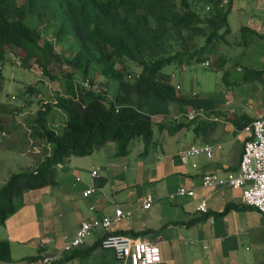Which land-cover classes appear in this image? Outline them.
Listing matches in <instances>:
<instances>
[{
    "label": "trees",
    "instance_id": "16d2710c",
    "mask_svg": "<svg viewBox=\"0 0 264 264\" xmlns=\"http://www.w3.org/2000/svg\"><path fill=\"white\" fill-rule=\"evenodd\" d=\"M224 1L0 0V92L3 65L14 48L22 56L23 68L37 65L58 79L67 93L38 110L34 125L50 145V153L37 166L11 174L0 186V223L17 211L26 192L52 183L56 168L68 158L99 151L107 142H115L118 155L125 156L135 140L142 142L146 153L158 141L154 125L168 124L174 131L185 126L170 120L174 105L178 114H185L187 107L204 114L209 102L197 94L181 95L162 78L167 66L203 63L228 42L231 2ZM31 18L56 30L57 41L66 34L77 39L78 47L65 60L67 71L62 76L53 73L55 43L44 41L40 30L27 24ZM130 65L139 68L133 78ZM98 76L112 83L111 100L92 89ZM76 77L88 80L91 89ZM52 108L66 114L62 134L45 119ZM17 110L0 101V128L3 116ZM0 262H11L9 244L2 240Z\"/></svg>",
    "mask_w": 264,
    "mask_h": 264
},
{
    "label": "crops",
    "instance_id": "0c3cea01",
    "mask_svg": "<svg viewBox=\"0 0 264 264\" xmlns=\"http://www.w3.org/2000/svg\"><path fill=\"white\" fill-rule=\"evenodd\" d=\"M230 2L229 15H241L239 32L245 46L251 45L243 58L251 72L264 74V57L257 53L264 49L259 46L260 42H264V0ZM230 28L233 33L231 26ZM225 44L231 43L228 41ZM220 61L221 58L218 62ZM225 64L226 61H222L221 67ZM164 83L172 84L167 78ZM206 110L198 116L194 138L190 142L186 139L181 142L175 137L184 126L177 131L170 129L168 124L156 127L160 137L152 146L154 151L148 158V178L160 182L161 188H156L147 196L140 195L144 197L139 198L134 205L125 204V210L118 206L113 209L107 187L110 179L106 174L93 175V170V181L81 184L82 188L68 199L67 204L63 202L59 208L63 210L61 218L66 217L67 213L74 217V222L68 228L63 225L62 220L56 225L58 228L62 226L65 232L64 242L43 236L42 232L47 231L48 224L44 227L35 215L36 204L53 203L47 198L52 193L47 189L27 193L26 205L3 224L0 223L3 226L0 240L8 242L11 256V262L0 264H42L46 257L57 264H130L127 259L117 258L114 251L101 247L100 240L106 234L105 230L102 233L92 230L94 232H90L82 246L67 249L76 237L82 221L103 217L114 219L117 208L130 212L131 215L126 219L113 221L110 231L134 240L156 243L161 250L160 264H264V216L244 205L241 189L206 188L202 184V178L207 173L225 175L238 170L244 142L248 139L244 128L259 118L261 111L250 116L245 112H236V121L230 118L221 121L215 117L210 118V114L214 112ZM171 112V116L177 115L178 106L174 105ZM183 119L184 117H180L175 120L184 122ZM203 145L212 147L211 158L201 154L191 157L186 164L181 161L180 151ZM149 150L144 153L143 149L142 156L147 155ZM100 157L101 165L106 168L108 157ZM145 161L138 164V170L146 169ZM193 164L197 166L193 167ZM180 188L192 190L194 196L177 194ZM88 190L91 193L85 197L84 192ZM148 197L153 202L149 209H145L143 201ZM202 201L207 203L206 213L198 211ZM45 239L49 241L45 243ZM52 244V249L47 248Z\"/></svg>",
    "mask_w": 264,
    "mask_h": 264
},
{
    "label": "rangeland",
    "instance_id": "374dc122",
    "mask_svg": "<svg viewBox=\"0 0 264 264\" xmlns=\"http://www.w3.org/2000/svg\"><path fill=\"white\" fill-rule=\"evenodd\" d=\"M240 16L229 15L233 33L227 36V40L231 44H222L220 50L208 57L211 61L209 67L202 66L201 62L184 63L181 66L179 64L169 65L164 69L162 78L163 81L167 78L178 92L180 91L182 94L196 93L198 99L209 102L211 108H207L206 111L214 112V114H210V118L215 117L221 121L227 118L236 121V112L239 114L245 112L247 116L259 113V111L261 114L263 113L264 74L256 71L251 72L243 58L251 45L245 46L243 43V37L238 29L241 22ZM236 20L238 21L236 22ZM27 24L37 27L44 41L49 40L55 43L54 52L51 54L53 73L59 76L65 74L67 71L65 60L70 58L78 47V41L74 35L66 34L62 40L57 41L56 30L40 26L35 18L29 19ZM259 46L264 47V42H260ZM257 53L264 57V49ZM21 58L18 50L10 49L8 60L5 61L2 69L4 81L0 92V101L9 103L11 107L19 108V110L3 116L4 120L0 128V186L7 181L11 174L33 168L49 155L50 145L39 137L34 122L37 112L43 104L52 103L57 95L65 96L67 94L58 79H52L44 71L41 72L42 70L37 65L31 69L23 68ZM219 58L226 61L223 67H219L222 62H218ZM129 70L131 71L130 78L139 72V68L134 65H130ZM76 79L81 84L88 82L82 77H76ZM30 87L33 89L26 92ZM92 89L106 95L107 100H111L113 97L112 83L107 82L103 76L97 77ZM45 119L50 128L59 134L64 132L66 114L62 110L52 108L46 114ZM183 120L185 126L175 137L179 138L181 142L185 139L190 142L194 138V128L198 119L189 121L184 118ZM156 127L154 125L153 129L155 138H158L160 132ZM142 147V142L135 140L129 153L123 156L118 155V147L115 142H107L101 151L89 153L83 157H70L62 166L56 168L53 182L41 188L52 193L48 194L47 198L53 203L36 204L37 219L42 221L44 227H46V223L48 224L46 227L48 232L43 231L42 235L53 241L57 239L64 242L65 232L62 226L58 228L56 225L62 220L63 225L68 228L74 222V217L67 213L66 217L61 218L63 210L59 208L63 202L67 204L68 199L73 197L79 188H82L81 184L93 181L91 177L93 170L99 176L106 174L105 176L110 179L107 187L113 209L118 206L125 210V204L134 205L142 197L140 195L147 196L156 188H161L160 182L151 181L148 178V158L152 156L154 147L149 150L147 155L143 156L141 154ZM105 155L108 157L106 168L101 165L100 161V156ZM144 160H146V169L138 170V164ZM29 192L24 194L22 204L15 213L26 205L27 199L25 198L28 197L27 193ZM93 230L101 233L104 231L101 228ZM1 232H3V226L0 225ZM52 246L53 244L47 248L52 249Z\"/></svg>",
    "mask_w": 264,
    "mask_h": 264
},
{
    "label": "built area",
    "instance_id": "2783aa9c",
    "mask_svg": "<svg viewBox=\"0 0 264 264\" xmlns=\"http://www.w3.org/2000/svg\"><path fill=\"white\" fill-rule=\"evenodd\" d=\"M224 2L226 3V0ZM210 65V59L202 63L204 67H209ZM83 87L91 89L88 82L83 83ZM201 113V111L197 113L195 110L190 109L185 114H177L173 118L177 120L180 117H184L189 121H193L198 115H202ZM244 130L248 134V139L244 142L238 170L225 175L217 172L207 173L202 178V184L206 188L229 187L241 189L244 205L257 210L264 216V109L262 115L245 126ZM201 154H205L208 158H211L212 147L208 145L192 146L179 152L180 159L185 164L191 157ZM192 166L196 167L197 165L193 164ZM93 175H96L95 171ZM90 193L91 190H88L84 192V196L86 197ZM177 194L194 196V192L186 188H180ZM152 202L151 197L146 198L143 201V207L149 209ZM207 208V203L202 201L198 207V211L206 213ZM130 215V212H124L117 208L114 219L103 217L82 221L76 237L67 249L82 246L85 243L86 237L93 229L101 228L106 231V234L100 240L101 247L114 251L117 258L127 259L130 264H160L162 261L161 250L156 243L148 240H134L110 231L113 221L126 219ZM48 241L47 239L44 240L45 243ZM42 264L57 263L46 257L43 259Z\"/></svg>",
    "mask_w": 264,
    "mask_h": 264
}]
</instances>
